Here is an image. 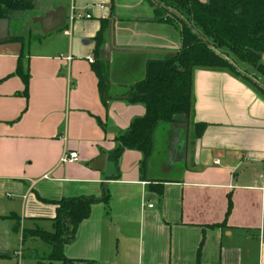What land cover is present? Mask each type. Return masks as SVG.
<instances>
[{
    "label": "crops",
    "instance_id": "0c3cea01",
    "mask_svg": "<svg viewBox=\"0 0 264 264\" xmlns=\"http://www.w3.org/2000/svg\"><path fill=\"white\" fill-rule=\"evenodd\" d=\"M71 8L91 19L67 28ZM43 12L35 36L28 14L8 20L0 40V232H52L50 202L93 197L63 248L75 264H264V96L227 69L194 68L188 117L157 126L145 162L132 150L114 162L117 137L145 114L128 89L148 61L180 51V26L151 0H72ZM58 15L63 26L52 31ZM100 21L110 85L102 97L87 60ZM236 66L264 91L259 74ZM68 152L79 162L60 163Z\"/></svg>",
    "mask_w": 264,
    "mask_h": 264
},
{
    "label": "trees",
    "instance_id": "16d2710c",
    "mask_svg": "<svg viewBox=\"0 0 264 264\" xmlns=\"http://www.w3.org/2000/svg\"><path fill=\"white\" fill-rule=\"evenodd\" d=\"M151 1L179 24L181 48L177 53L165 54L160 60L148 61L144 79L129 87L127 102L144 106L145 114L133 120L128 129L117 137L118 147L109 155L114 162L128 150L140 152L145 162L152 153V135L157 126L174 124L179 118L188 117L194 68L227 69L248 81L264 96V91L256 83L242 75L236 64L219 52L220 49H228L236 59L255 68L264 77V66L261 65L264 56V0ZM36 6L37 0H0V20L24 19ZM100 23L91 68L102 97L108 96L110 85L108 63L100 57L107 23ZM15 40L20 41L19 38ZM14 75L22 80L26 89L28 76L23 73L19 61ZM204 127L203 124L197 125V135ZM97 202L93 197L50 202L57 206L51 220L53 231L23 229L22 242L36 239L50 246L47 264H75V261L64 257L63 248L74 240L79 224L89 217L91 206ZM9 218L19 224L18 218Z\"/></svg>",
    "mask_w": 264,
    "mask_h": 264
},
{
    "label": "rangeland",
    "instance_id": "374dc122",
    "mask_svg": "<svg viewBox=\"0 0 264 264\" xmlns=\"http://www.w3.org/2000/svg\"><path fill=\"white\" fill-rule=\"evenodd\" d=\"M72 0H44L38 4L37 9L33 12L32 15L29 14V17L33 16V33L32 35L35 36L39 33V23L37 21L38 18L44 17V10L49 9H64L65 6L71 7ZM76 14H80L77 12ZM81 15V14H80ZM21 20L14 19L12 22L13 24H20ZM30 23V21H29ZM28 24V23H26ZM32 36V40L35 38ZM221 54L227 56L230 60H232L235 64L241 65V67H248L249 65L245 62H241L234 57V55L226 48L220 49L219 51ZM248 66H247V65ZM240 67V66H239ZM251 69L252 72H258L255 68L248 67ZM243 69V68H242ZM247 69V68H246ZM244 70V69H243ZM260 76V75H259ZM264 82V77L260 76ZM29 223L25 222V227H28ZM15 225L12 226L11 231L14 230ZM42 228V227H41ZM23 227H20L19 232H0V264H35L37 257L42 258V256L48 251V247L44 245L39 240L27 239L22 242L21 237V230ZM44 230L50 231V227H43ZM14 253V254H13ZM42 264H47L46 259H40ZM22 262V263H21Z\"/></svg>",
    "mask_w": 264,
    "mask_h": 264
},
{
    "label": "built area",
    "instance_id": "2783aa9c",
    "mask_svg": "<svg viewBox=\"0 0 264 264\" xmlns=\"http://www.w3.org/2000/svg\"><path fill=\"white\" fill-rule=\"evenodd\" d=\"M97 7L100 8V9H103V6H100V5L97 6ZM86 10H89V8H87ZM83 18L86 19V20H90L91 16H90V14L88 12L85 13L83 16H81L80 14H76L74 8H71L70 12H69V17H68V25H69V27H67V28L70 29L72 23L75 20L83 19ZM64 33L66 35H68L69 31L67 30ZM67 60L70 61V58H67ZM87 60H88L89 63H93V61H94L92 57H88ZM78 162H79V157H78V154L76 152L65 153L60 159V163H63V164H65V163L74 164V163H78ZM260 178H263V176H260ZM149 207L151 208L152 206L150 205Z\"/></svg>",
    "mask_w": 264,
    "mask_h": 264
},
{
    "label": "water",
    "instance_id": "95a60500",
    "mask_svg": "<svg viewBox=\"0 0 264 264\" xmlns=\"http://www.w3.org/2000/svg\"><path fill=\"white\" fill-rule=\"evenodd\" d=\"M58 18H59V21H61V22H59L58 26H55L52 29V31H55V30H57V29H59V28H61L63 26V24H62V22H63V15H58ZM8 25H9L8 20H5V19L0 20V29H1L0 30V40H5L6 39V37H7V31H8ZM258 86L260 88H262L259 84H258ZM100 161L103 162L104 161V158H101ZM13 231H14V233H17V227H15Z\"/></svg>",
    "mask_w": 264,
    "mask_h": 264
}]
</instances>
